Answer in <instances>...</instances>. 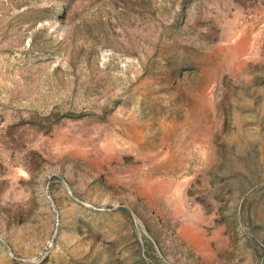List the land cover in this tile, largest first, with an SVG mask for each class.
Segmentation results:
<instances>
[{
    "label": "rangeland",
    "instance_id": "374dc122",
    "mask_svg": "<svg viewBox=\"0 0 264 264\" xmlns=\"http://www.w3.org/2000/svg\"><path fill=\"white\" fill-rule=\"evenodd\" d=\"M0 264H264V0H0Z\"/></svg>",
    "mask_w": 264,
    "mask_h": 264
}]
</instances>
